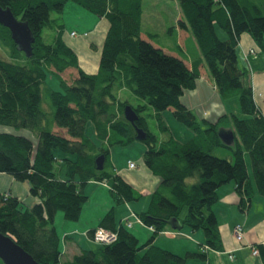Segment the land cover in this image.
I'll list each match as a JSON object with an SVG mask.
<instances>
[{
  "label": "trees",
  "instance_id": "trees-1",
  "mask_svg": "<svg viewBox=\"0 0 264 264\" xmlns=\"http://www.w3.org/2000/svg\"><path fill=\"white\" fill-rule=\"evenodd\" d=\"M176 1L180 14L167 34L177 30L179 41L170 49L156 42V32L142 30L143 0H0V7L24 21L34 38L31 55L26 56L0 24V125L16 129H0V172L26 182L29 194L37 199L27 207L10 192L0 191V233L36 262L60 263L55 214L62 211L64 220L77 221L89 181L106 184L114 206L141 197L116 172L110 155L113 146L138 141L135 128L146 132L142 162L159 178L147 208L137 213L151 228L150 238L140 245L125 225L116 224L112 206L86 232L97 249H82L65 264H187L190 257L206 258L208 249L222 250L212 206L218 200L217 189L233 181L239 210H248L253 190L245 153L264 200V113L254 100L249 69L239 65L236 51L246 33L258 49L256 54L264 55V0ZM69 2L107 21L95 72L80 67L76 52L64 39L59 20ZM216 27L225 32V39L219 38ZM44 28L54 32L49 42L43 38ZM188 37L189 43L195 41L194 53L187 48ZM256 54H244L247 64L248 56ZM204 65L221 99L238 98L241 117L225 113L214 122L197 120L181 101L184 91L196 87ZM68 69L74 72L65 76ZM49 72L56 77L58 90L46 84ZM121 88L144 103L133 106L121 99L117 94ZM126 105L137 115L133 123L123 114ZM147 108L161 137L148 129L142 116ZM166 109L193 131L191 138L180 142L173 137L162 116ZM88 122L96 140L86 132ZM228 129L234 135L230 145L219 137L220 130ZM218 148L229 154L216 156L213 151ZM99 155L104 156L102 169L96 168ZM129 162L133 161L128 167ZM172 219L180 228L202 230V251L180 256L153 244L157 233L173 230ZM100 226L115 230L118 238L108 244L94 242L93 233ZM260 252L264 263V247Z\"/></svg>",
  "mask_w": 264,
  "mask_h": 264
},
{
  "label": "crops",
  "instance_id": "crops-1",
  "mask_svg": "<svg viewBox=\"0 0 264 264\" xmlns=\"http://www.w3.org/2000/svg\"><path fill=\"white\" fill-rule=\"evenodd\" d=\"M158 12L159 13L157 15H153V18H155L156 25L162 27L163 29L166 28V26H175L180 14L178 8L176 12L174 11V13L170 15L168 6L160 7ZM145 19H147V16L144 18L142 17L143 21ZM103 20L105 19H94V29L98 26H103ZM72 31L74 30L69 31V33ZM90 32V30L81 28V31H76V33L78 35L79 33H86L85 35L82 34L80 36L76 35L77 37H71L78 40H84L90 35ZM165 32L167 31L162 30V33ZM173 32H175L177 38L178 31L174 29ZM189 40L190 37L187 38V42H189ZM69 46L73 48L72 45ZM255 46L256 45L254 41L248 34L244 33L240 36L236 51L238 55V62L241 63V65H245L244 52L251 47L255 48ZM192 50L193 53L196 52L195 47L193 46ZM188 57L190 60V56ZM240 58H243L244 60ZM252 59L256 61V57L252 56L251 59H248V63L249 60L252 63ZM80 67L84 71L92 73L96 71L97 64L92 65L91 67H83L80 63ZM259 69L260 70H252L250 73V80L253 88L254 100L264 113V67L260 64ZM181 101L195 114L197 120L214 122L219 116L229 113L228 109L226 108L228 103H224L225 101L228 102L229 99L224 100L220 98L215 89L214 83L205 68L202 69L201 76L196 82V87L193 90L184 91L183 95L181 96ZM236 108L238 111H233L230 113L239 114V104ZM170 113L171 109H166L162 115H164L165 121L169 127L175 126V128L179 130L180 127L172 120ZM181 130L182 132L187 131L185 129ZM192 136L193 133L190 131L184 138H180L181 140H178L173 135V137L180 142H183ZM124 150L126 152L116 149V155H114V153L110 154L111 160L116 172L120 174L128 183H130L137 191H139L141 193V197L138 200L121 203L115 206L112 200L105 199L103 203H97L99 206L94 215L87 217V219H81L82 215L80 214V217L75 222L66 221L60 217L61 221L58 224L60 226L55 224V228L60 237V249L62 252L60 261L62 260L63 262L59 264H65V262L73 255L79 253L82 249H87V244L92 241L87 237L86 232L89 229L96 227L105 212L112 206L114 208V218L116 224H123L124 222L128 221L130 226L127 228L138 239L140 245H143L148 240V238H150L152 231L147 226L139 222L136 218H134L131 213L137 215V213L144 211L147 208L151 193L159 184V178L153 175L143 164L142 158L135 156V154L131 152V148ZM128 161H133L135 163V167L129 168ZM95 183L107 188L106 184L103 182L89 181L87 184L93 185V190H100V188L96 186ZM0 191L10 192L13 196L19 198V200L27 207H30L37 202V199L29 194V187L26 182H16L10 175L2 172H0ZM217 196L218 200L212 206V211L219 226L223 249L220 251L208 249L205 251L206 258L202 259L194 256L188 258L186 263L264 264L260 252V246L262 248L264 247V200H261V197L257 199L258 204L255 211H253V209L250 211L251 202L246 212L240 211L238 208V196L234 191V186L231 182L224 187H219L217 189ZM236 207L242 213V215L237 213ZM236 225H240L244 233L241 241L236 240L234 237L233 229ZM204 243V234L201 230L194 231L185 226H183L174 234H165L162 232L157 233L153 239V244L156 246L180 256H184L186 253H196L198 251H202V246L205 245ZM250 245H255L259 249L258 256H253L251 254ZM229 255L232 257L230 258Z\"/></svg>",
  "mask_w": 264,
  "mask_h": 264
},
{
  "label": "rangeland",
  "instance_id": "rangeland-1",
  "mask_svg": "<svg viewBox=\"0 0 264 264\" xmlns=\"http://www.w3.org/2000/svg\"><path fill=\"white\" fill-rule=\"evenodd\" d=\"M163 6H168L169 7V13L170 15H172V13H174V11L176 12V10L178 9V3L176 0H143L142 2V8H143V14L142 17L144 18L145 16H147V19H145L144 21L142 20V30L148 31V32H156L158 35L155 38L156 42L158 44L164 45L167 48H176V45L178 44V39L176 38L175 32H173L171 35L167 34V32L162 33V30L167 31L168 27L166 26V28H162L156 25L155 22V18H153V15H157L158 9L160 7ZM166 9V7H165ZM52 18L58 17V15L56 14H51ZM60 20L65 27L64 30V39L66 40V42L69 45L73 46V50L76 52L79 62L81 63V65L83 67H91L92 65H96L98 60H99V56H100V51H101V47H102V43H103V38H104V34L106 32V28H107V21L103 20L102 25L103 26H98L94 29V19L96 20L98 17L94 14H92L91 12L81 8L80 6L74 4V3H67L64 7L63 13L60 16ZM99 19V18H98ZM81 28H85L87 30H90V35L85 38L84 40H78V39H74L71 36H68L69 31L74 30V31H81ZM217 28V35L219 36V38L225 39V32H223L221 29ZM54 32L51 29H43L42 35L43 38L46 42H49L53 36ZM71 37V38H70ZM193 39V38H192ZM192 40L191 43H187V48L192 51V46H195V41ZM94 43V44H92ZM67 44V45H68ZM68 45V46H69ZM258 51V49H257ZM1 54V53H0ZM5 52H2L3 57ZM256 61H254L252 59V63L249 60V66L247 64L246 61H244L245 65H241V63H239L240 66H246L249 69V73L252 72V70H260V64L261 66L264 67V55L262 53H258L256 54ZM252 56H248V59H251ZM243 59V58H240ZM244 60V59H243ZM205 67V65H204ZM206 69V67H205ZM207 71V69H206ZM72 72H74L71 69H68L65 73H63L65 76L67 74L71 75ZM208 73V71H207ZM46 84L48 86H50L52 89L58 90L59 89V85H58V81L56 79V77L54 76V74H52L51 72H49L46 76ZM117 94L118 96L123 99V100H127L130 104H132L133 106H137L139 104H143L144 102L142 100H139L138 98H136L131 92L130 90L126 89V88H121L119 90H117ZM224 103H228L226 105V108L228 109V112H233V111H238V109L236 108L238 105V98L237 97H233L230 98L229 101H225ZM234 103H235V107H234ZM164 112V111H163ZM162 112V113H163ZM152 110L151 108H147L143 113L142 116H144V118L146 119L147 122V126L148 129L158 135L159 137H161L160 132L157 128L156 125V121L155 119L152 117ZM170 115L172 116V113H170ZM237 115V114H236ZM243 115V114H242ZM163 119L165 121L164 115ZM239 117H241V113L239 112V115H237ZM243 117V116H242ZM172 120L180 127V129L178 130L177 128H175V126H171L169 127L167 122V126L170 130V133L173 134L178 140H181L180 138H184L186 136V134H188V132H192V130H190L189 128H187L186 126H184L183 124H181L180 122H178L177 120H175V118L172 116ZM0 129L2 130H8V131H16V129L9 127V126H2L0 125ZM181 129H185L187 130L186 132H182ZM21 131H25L27 133H29V135L31 136V132L28 130H21ZM86 132L87 134L94 140H96L95 137V131H94V127L93 124L91 122L87 123L86 126ZM188 140V139H187ZM186 141V140H185ZM183 141V142H185ZM133 145V146H131ZM128 147V148H126ZM143 147V150H142ZM131 148V152L133 154H135V156H138L141 158V153L144 151L145 147L144 144L141 141H135L133 142V144L131 143L128 146H113L111 149V153L114 155H116L115 150L119 149L123 152H126L124 149H129ZM213 153L216 156L219 157H225L229 154V151L227 152L226 149H222V148H218L215 149L213 151ZM244 158H245V162L247 164V172L249 175V179L252 185V190H253V194H252V198H251V207H250V211L253 209V211L256 210L257 208V204L258 201L257 199L259 197H261V200H263L262 196L257 192L256 190V186H255V182H254V178H253V174H252V170H251V165H250V159H249V155L247 153L244 154ZM232 183V185L234 186L233 181H230ZM229 182V183H230ZM96 184V183H95ZM228 185L224 184L221 187H224ZM96 186H98L100 188V190H93V185H89V184H85V187L83 188L84 193L87 195V200L84 203L82 210H81V219H87V217H91L92 215H94L97 211V208L99 205H97V203H103L105 201V199H110L113 200L111 193L109 192L108 188H106L105 186L96 184ZM264 202V201H263ZM236 211L239 215H242V213L238 210V208L236 207ZM185 212V209L182 211V214ZM255 216V213H254ZM60 217H62L63 219V213L62 211H57L54 217V226L55 224L58 225L59 222L61 221ZM80 221V220H79ZM222 222V221H220ZM235 222V221H234ZM202 231V230H201ZM244 234V233H243ZM90 246V247H88ZM98 247L97 244H94L92 242H90L89 244H87V249H92V250H96ZM143 252V250H140L138 253L141 255ZM60 263H63L62 260L60 261Z\"/></svg>",
  "mask_w": 264,
  "mask_h": 264
},
{
  "label": "water",
  "instance_id": "water-1",
  "mask_svg": "<svg viewBox=\"0 0 264 264\" xmlns=\"http://www.w3.org/2000/svg\"><path fill=\"white\" fill-rule=\"evenodd\" d=\"M0 24L7 27L11 33V37L16 43L17 49L23 51L26 56L31 55V43L34 38L28 28V25L17 19L10 9L0 7ZM125 118L134 122L137 115L130 105H126L123 110ZM136 139L141 141L145 138L146 132L140 128H135ZM219 137L221 141L230 145L233 142L234 135L232 130H220ZM104 156L99 155L95 159L96 168L102 169ZM173 229H181L176 219H172ZM0 260L3 264H40L36 262L32 256L18 245L11 237L0 233Z\"/></svg>",
  "mask_w": 264,
  "mask_h": 264
},
{
  "label": "built area",
  "instance_id": "built-area-1",
  "mask_svg": "<svg viewBox=\"0 0 264 264\" xmlns=\"http://www.w3.org/2000/svg\"><path fill=\"white\" fill-rule=\"evenodd\" d=\"M70 36H76V33L75 31H72L70 33ZM256 48H249L245 51V56H247L248 54H256ZM129 167L130 168H133L135 167L134 163L133 162H129ZM131 215L136 218L139 222L140 219L138 218L137 215H135L134 213H131ZM123 225H125L126 227H129L130 226V223L128 221L124 222ZM151 229V228H150ZM162 233H167V234H174L176 233L177 231L175 230H163L161 231ZM233 233H234V237L236 240L238 241H241V239L243 238V230H242V227L240 225H236L233 229ZM117 238V233L115 231H110V230H107L103 227H98L95 229L94 233H93V241L98 243V244H108V243H111L113 241H115ZM207 246H204V249H206ZM250 248H251V254L253 256H258L259 255V250L258 248L255 246V245H250ZM229 257L231 258L232 256L229 255Z\"/></svg>",
  "mask_w": 264,
  "mask_h": 264
},
{
  "label": "bare ground",
  "instance_id": "bare-ground-1",
  "mask_svg": "<svg viewBox=\"0 0 264 264\" xmlns=\"http://www.w3.org/2000/svg\"><path fill=\"white\" fill-rule=\"evenodd\" d=\"M101 227V226H100ZM106 229V228H105ZM113 231H115V230H113ZM117 233V232H116ZM118 238V237H117ZM208 248V247H207Z\"/></svg>",
  "mask_w": 264,
  "mask_h": 264
}]
</instances>
